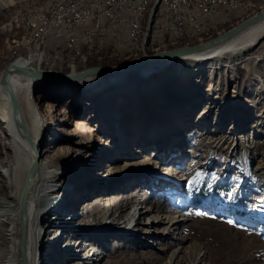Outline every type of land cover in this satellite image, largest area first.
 Masks as SVG:
<instances>
[{"label": "rangeland", "instance_id": "rangeland-1", "mask_svg": "<svg viewBox=\"0 0 264 264\" xmlns=\"http://www.w3.org/2000/svg\"><path fill=\"white\" fill-rule=\"evenodd\" d=\"M0 1H7L0 6L1 80L4 66L26 56L20 44L12 41L16 29L10 28L18 23L15 16L45 0ZM154 1L146 2L141 27ZM237 1L249 6L232 9L224 19L230 13L239 14V19L220 29L264 8V0ZM203 33L200 27V33L171 36ZM26 35L21 33V39ZM30 64L37 65V58H32ZM65 66L61 64L51 71H70ZM39 67L48 68L43 62ZM182 70H160L139 77L131 87L109 84L104 87L105 96L68 87L66 81H43L33 88L30 100L48 126L42 131V149L47 150V158L66 170L58 181L60 197L72 199L62 218H67L69 243L79 241L67 252L68 261L264 264V34L234 57L232 64L216 68L205 65L186 75H181ZM26 100H22L25 113L29 110ZM157 110L160 113L155 116ZM2 121L0 114V127ZM4 133L2 129V145L6 141ZM1 144L0 162H6L13 158V150ZM105 145V150L101 149ZM109 146L112 150H107ZM146 168L149 170L143 172ZM175 169L178 173L172 174ZM2 170L0 166V175ZM170 175L175 177L170 182L164 180ZM7 182L0 185V198L8 193ZM73 191L78 195L77 204ZM113 193L119 198L102 199ZM84 203L92 206L91 219L97 226L86 231L79 228L78 232L75 225L85 218L81 214ZM132 205L153 208V216L163 221L153 227L158 234L148 242L138 234L137 227L127 233L117 229ZM58 212L54 215L52 211L48 221L43 222L52 231L46 235L50 229L47 227L41 242L49 241L56 232L65 233L62 221L53 217ZM75 214L77 218L71 221ZM13 221L9 217L6 223ZM170 221H179L172 236L168 234ZM102 222H107L106 228L97 231ZM14 236L20 237V233ZM67 238L57 246L65 247ZM40 254L39 260H44L49 253L42 250Z\"/></svg>", "mask_w": 264, "mask_h": 264}, {"label": "bare ground", "instance_id": "bare-ground-1", "mask_svg": "<svg viewBox=\"0 0 264 264\" xmlns=\"http://www.w3.org/2000/svg\"><path fill=\"white\" fill-rule=\"evenodd\" d=\"M147 1L149 0H145L143 8L146 6ZM6 2L7 1H0V6L7 4ZM159 11L160 7L158 3L154 13H159ZM141 14L143 13H140L139 16L135 34V46H131L130 44V47H128L127 42L120 40L123 50L120 52L121 50L117 49L116 51L120 53L114 57H120L119 60L121 62L129 60L126 57L130 55L133 56L132 58H137L139 57L137 56L138 53H144V51L149 52L147 49L152 50L151 46H153V49L159 50L161 48H167L165 46L167 44H176L184 39L189 40L195 38L202 40L212 35L209 33H214L210 31V28L206 27L207 25H203L199 26V32H194L200 33V27H204V33L200 36L174 38L171 35H166L165 38H156L155 44H153L155 31H148V33H146V29L148 27V30H157L154 27H158V17L156 14L150 16L149 8L144 16L141 27ZM150 18H152L151 25L149 24ZM122 29H125V25L122 26ZM130 31V29L127 30L129 33ZM26 34L27 35L24 38L22 37L21 40H28V33ZM263 34L264 17L212 46L164 58L159 61L148 62L140 68L117 73H94L74 79H45L36 78L35 76L27 75L16 70H10L6 74V84L4 85L0 80V114L3 118L0 133L3 129L6 138L4 145H2L3 143L1 144V142L0 144L5 148L12 147L13 150V158H9L6 162H0L1 168L4 169L2 170L3 174L0 175V185L8 181V193L6 196L0 198V264H54L59 261H64V263L66 262L65 264H75L73 261H68L69 257L67 256V252L73 249L76 244H78L79 240L76 239L72 244L69 243L70 235L69 238H67L65 231V229H67V218H62L65 211L69 210L70 204L68 203L72 199L65 196L64 198L60 197L62 196V191H60V184L58 183V181L62 180L61 178L66 170L61 169L63 167L58 162H55L54 159L47 158V154L44 153L47 150L42 149V131L48 129V126L45 124L46 121H44L36 111V106L30 100V94L34 87L38 86L43 81H66L68 87H78L89 93L105 96L107 93L104 87L109 84L125 83L128 87H131L136 83L139 77L151 75L160 70H169L170 68L178 67L181 68V70L183 69L181 75H186L188 72L198 71L199 68L201 69V67L205 65L216 68L222 65L232 64V59L234 57L239 56L242 51L255 44L257 39ZM124 35L129 41L126 30H124ZM12 41L15 45L20 44L19 38H14ZM114 41L117 43L118 40ZM131 43H133L132 39ZM104 56L103 54V58ZM101 60L102 59H99L98 61ZM16 62L23 65H31V59L25 55L17 58ZM36 66L37 65H34V67ZM37 67L40 68L39 66ZM129 73H135V75L130 77L127 75ZM11 93L17 102L18 116L22 121V125L16 120L18 117L17 113L13 112ZM26 97L28 98L26 102L29 110L25 113L22 100ZM154 112L155 116L160 113L158 110ZM76 122H78V124L82 123V121ZM92 130L94 131L95 129ZM106 147V145L105 147L101 146V149L105 150ZM112 148V146H109L107 150H112ZM30 169H32L31 172ZM146 170H149V168H146L143 172H147ZM136 173L142 172L137 171ZM171 173L176 174L178 171L175 169L172 170ZM170 176L171 177L166 176L164 180L170 182L173 175ZM70 193L71 192H67V194ZM71 194L74 204H77L79 200L77 193L73 191ZM112 197L119 198V195H114L113 193V195H107V197H103L102 199L105 200ZM97 200L98 199H95L94 203H96ZM88 204L89 203H84L82 205L84 211H82L81 214L84 215L85 218L75 225L76 231L78 232L79 228L80 230L82 229V231H86L88 229H95V226H97L91 219V215L94 213L92 206L88 207ZM107 206L108 204H104V208ZM52 207L53 209H51ZM58 210V216L53 217L62 221L61 223L64 225L63 231L65 233L56 232L52 238L48 239L49 241L43 243L41 242L42 234L48 227L43 224V222L48 221V216L52 211H54V215H56ZM153 213V208L151 209L142 205H132L125 215V220L120 223L114 217L112 220L119 223L117 229H120L122 232L127 233L129 230H133V228L137 227L138 234H141L142 238H145L147 241L157 236L158 233L154 232L152 229L158 225V223L163 222L161 219H158V217L155 218ZM78 215L75 214L71 216V221L75 220ZM9 217L14 219L12 223H6ZM19 221L21 223L20 226L18 224ZM133 222H135V225L131 226ZM180 222H183V220ZM169 224L168 234L172 236V233L178 229L177 226L179 221H170ZM106 225L107 222H102L96 227V230L100 231L103 228L105 229ZM48 228L50 229L46 231V235L52 231L51 226ZM18 232L20 233V237H15L14 233L17 234ZM57 233L60 234L57 235ZM5 236L9 237L7 238ZM66 238L67 240L69 239V241L65 247H58V242ZM42 250H48L49 254L46 259L39 260V257H41L40 251ZM92 250L95 251L93 247ZM89 255H91L90 252L87 256Z\"/></svg>", "mask_w": 264, "mask_h": 264}, {"label": "built area", "instance_id": "built-area-1", "mask_svg": "<svg viewBox=\"0 0 264 264\" xmlns=\"http://www.w3.org/2000/svg\"><path fill=\"white\" fill-rule=\"evenodd\" d=\"M145 0H45L29 6L15 16L17 25L12 37L20 39V47L29 59L37 58L49 67L66 65L71 70L84 65L92 56L103 59V52L111 56L122 52L120 40L128 47L135 46V34ZM160 13L156 38L166 35L193 34L199 26L220 22L232 9L246 6L237 0H159ZM82 25V26H79ZM125 25L127 40L124 32ZM28 40H21V33ZM131 30L130 33L127 30ZM129 34V35H128ZM131 37V38H130ZM131 39L132 42L131 43ZM114 40H118L115 43ZM120 49L117 52L116 48ZM127 47V48H128ZM153 48V46H151Z\"/></svg>", "mask_w": 264, "mask_h": 264}, {"label": "water", "instance_id": "water-1", "mask_svg": "<svg viewBox=\"0 0 264 264\" xmlns=\"http://www.w3.org/2000/svg\"><path fill=\"white\" fill-rule=\"evenodd\" d=\"M159 3V0H155L153 4L150 7V16L153 15L155 12V9ZM264 17V8L257 10L249 15H247L244 18H241L240 20H237L235 23L230 24V26H227L226 28L221 29L220 31H217L214 35L209 36L207 38H204L202 40L197 41L193 44H180L177 46L167 47V48H161L159 50H154L152 52H146L142 53L137 58H130L127 61H123L120 63H114L110 65H92V66H80L79 69L76 71H66V72H52V69H55L57 67H49L47 69H42L38 67H34V65H23L21 63L16 62L14 59L13 61H10L6 66H4L2 71V77L1 82L5 85L6 84V74L10 70H16L19 72H22L27 75L35 76L36 78H45V79H74L78 77H85L90 74L94 73H105V72H111V73H117L122 71H128V70H134L137 68H140L141 66L145 65L148 62L152 61H159L164 58H169L175 55L188 53L191 51L203 49L209 46H212L216 43H219L228 37L232 36L233 34L239 32L240 30L244 29L251 23L261 19ZM152 18H150L149 24L151 25ZM168 45V44H167ZM174 45V44H172ZM61 71V70H60ZM11 102L13 106V112L17 113L18 116V107L17 102L15 100V97L11 93ZM17 122L22 125V121L20 117L18 116L16 118ZM32 169H30L31 172Z\"/></svg>", "mask_w": 264, "mask_h": 264}, {"label": "trees", "instance_id": "trees-1", "mask_svg": "<svg viewBox=\"0 0 264 264\" xmlns=\"http://www.w3.org/2000/svg\"><path fill=\"white\" fill-rule=\"evenodd\" d=\"M151 4H153V2L149 4V8L151 7ZM148 8V10H149ZM147 10V11H148ZM215 32L212 34L214 35ZM198 40L196 39H189V40H181L179 41L178 43L172 45V44H168V45H165L166 47H171V46H177V45H180V44H184V43H188V44H193V43H196ZM114 48H118L116 46H114ZM149 52H151L152 50L151 49H147ZM103 54L105 55L104 58L101 60V61H98V60H94V58L92 56H90L88 59H87V62L83 65L84 66H92V65H97V64H100V65H110V64H114V63H120L121 61L119 60V58H116L114 56H111V53L109 51H105L103 52ZM66 71V70H65Z\"/></svg>", "mask_w": 264, "mask_h": 264}, {"label": "crops", "instance_id": "crops-1", "mask_svg": "<svg viewBox=\"0 0 264 264\" xmlns=\"http://www.w3.org/2000/svg\"><path fill=\"white\" fill-rule=\"evenodd\" d=\"M236 17H238L237 19H239V14H233V13H230V17H226V19H222L220 22H216V23H213V25H207L206 27L211 28L212 29H215L216 27L218 28V30H220L221 26L222 25H227L229 23H231V21H233ZM203 31H204V27H203Z\"/></svg>", "mask_w": 264, "mask_h": 264}]
</instances>
